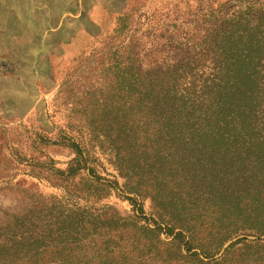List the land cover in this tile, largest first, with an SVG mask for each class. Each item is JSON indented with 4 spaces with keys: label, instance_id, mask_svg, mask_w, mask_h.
Returning a JSON list of instances; mask_svg holds the SVG:
<instances>
[{
    "label": "trees",
    "instance_id": "obj_1",
    "mask_svg": "<svg viewBox=\"0 0 264 264\" xmlns=\"http://www.w3.org/2000/svg\"><path fill=\"white\" fill-rule=\"evenodd\" d=\"M199 4L131 6L111 89L60 87L62 140L39 139L74 157L32 158L30 176L63 193L8 183L0 264H264V0ZM114 191L130 212L102 204Z\"/></svg>",
    "mask_w": 264,
    "mask_h": 264
},
{
    "label": "rangeland",
    "instance_id": "obj_2",
    "mask_svg": "<svg viewBox=\"0 0 264 264\" xmlns=\"http://www.w3.org/2000/svg\"><path fill=\"white\" fill-rule=\"evenodd\" d=\"M200 0H0V206L14 207L12 182L46 195L63 191L30 176L34 160L49 158L66 169L74 157L65 146L48 147L39 138L62 140L64 112L56 98L60 87L83 92L111 89L118 42V17L136 4L139 12H195ZM121 39V37H120ZM108 85H110L108 87ZM61 102V101H60ZM96 172L123 180L101 155ZM7 193H4L6 192ZM114 191L102 204L120 212L130 203ZM150 213V200H144Z\"/></svg>",
    "mask_w": 264,
    "mask_h": 264
}]
</instances>
